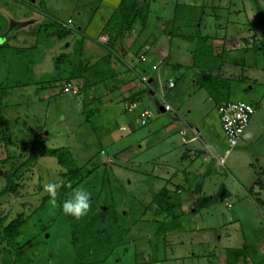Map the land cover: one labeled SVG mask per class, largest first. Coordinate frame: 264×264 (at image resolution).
Instances as JSON below:
<instances>
[{
  "label": "rangeland",
  "instance_id": "rangeland-1",
  "mask_svg": "<svg viewBox=\"0 0 264 264\" xmlns=\"http://www.w3.org/2000/svg\"><path fill=\"white\" fill-rule=\"evenodd\" d=\"M118 2L0 0V160L13 157L0 166V191L5 186L3 173L20 166L17 195L0 197V211L9 220L18 214L29 216L42 198L50 195L44 185L64 181L65 171L51 158H38L30 166L20 165L29 156L31 142L40 135L47 148H68L77 167H83L84 171L95 168L94 177L80 187L88 190L91 198L95 193L100 195V201L110 197L121 215L127 214L123 222L130 227L129 235L106 264H219L225 249L251 245L249 255L244 261L239 260V264H250L259 257L253 248L259 249L264 242V0H143L149 8L147 26L153 33V28L159 30L155 52L164 48L168 65H189L192 59L189 51L194 48L190 38L196 33L207 36L213 40L209 45L214 55L224 54L221 70L211 75L218 80H232L231 89L226 91L229 101L258 104L245 141L230 149L216 114L215 83L209 84L210 89H194L190 86L193 72L185 71L184 83L178 82L177 87L186 93L176 96L167 91L166 76L170 74L162 78L161 64L155 65L153 72L158 78L156 82H152L154 78L147 80L148 94L156 91L164 96L165 102L180 106L181 117L200 130L201 140L188 144V148L201 150L207 159L213 160L209 177L191 178L186 183L180 181V171L186 165L181 160L184 140L176 131L182 125L173 122L176 130L168 132L172 114L158 115L156 103L162 102L148 94L139 105L134 103L132 111H126L131 103H124V94L118 92L119 88L126 90L123 85L127 80V70L121 65L124 56L118 45L113 48L118 51L112 56L117 65L113 68L122 71L123 76L117 78L116 74L112 77L108 73L104 83L87 93L86 100L94 98V101L83 102L85 94L79 91L80 81L67 84V93L61 88L60 79L68 72L65 62L74 63L78 69L108 53L104 46L111 44L115 35L107 33L103 26ZM189 8H197L189 21L197 26L195 18L199 17L197 28L183 25L184 20H180ZM173 18L176 22L172 35L168 36L165 24ZM52 19L59 21L62 28L80 30L86 38L83 44H89L86 51L91 50V54L84 56L83 47L80 53L74 49L75 37L44 40L43 25ZM139 29L135 24L131 34L136 36ZM3 33L12 35L5 44ZM256 36L259 44L254 42ZM229 39L237 43L228 42ZM133 42L134 38H125L122 44L129 47ZM152 48L148 45L141 50L138 63L140 56L147 63ZM61 55L66 60L61 62L63 68L58 72L55 61ZM171 75L178 77L176 72ZM193 81L198 80L195 77ZM139 83L144 89V83L140 80ZM139 83L128 86L131 95L143 90ZM142 108L153 116L143 127L137 117ZM88 110L92 111L89 118ZM190 137L188 133L186 139ZM226 152L223 166L217 167L215 158ZM175 173L178 179L165 181ZM256 177L261 188L255 186L249 195ZM197 185L201 194L193 190ZM164 187L171 191L183 188L180 195L183 215L178 230L157 236L153 222L157 217L153 211H145V207ZM257 197L263 203L261 209L254 202ZM44 239L39 248L32 249L36 264H71L69 237L64 227L51 228Z\"/></svg>",
  "mask_w": 264,
  "mask_h": 264
},
{
  "label": "trees",
  "instance_id": "trees-1",
  "mask_svg": "<svg viewBox=\"0 0 264 264\" xmlns=\"http://www.w3.org/2000/svg\"><path fill=\"white\" fill-rule=\"evenodd\" d=\"M148 9L147 3L143 2V0H119L117 5L112 7L110 16L103 26V29L107 33L111 32L115 35L112 38L111 44L104 46L108 50V53L92 64L84 67L82 65L80 67L77 66L78 69H75L74 63L70 61L65 62L67 64L65 65V69L68 72L63 80L60 79L61 88L63 89L65 85L71 84L74 81H80L81 86L79 87V91L83 95L85 94L83 102L88 101L86 100V95L89 91L104 83L108 73L112 77L114 76L115 71H113V66L116 64L113 63L112 56L118 53L117 50L113 49L114 46L123 47L122 41L125 38H133L131 32L135 24L141 30L147 27ZM189 9L187 10V15L180 18V20H184V22L182 21L183 25L189 24L197 28L199 27V17H197L198 19L195 18V23H198L197 26L192 22L189 23L190 19L195 15L193 12H197V8ZM175 22L176 18H173V20L171 19V21L165 24L166 30L164 32L166 35H172L171 29ZM43 26L44 40L55 38L58 41H64L69 37H75L74 49L76 48L79 53L82 51V44L85 38L82 36L80 30H76L75 27L72 29L62 28V24L56 19H52ZM43 26L41 25V27ZM52 28L53 30H49ZM154 31L155 33L151 30L153 42L159 34L158 29L155 28ZM76 34H81V37H76ZM191 39L194 42V48L191 51V68L198 71L195 74L196 80H198L197 82L195 81L196 88L208 89L209 84L213 86L215 83V95H212L213 99L218 102V105L230 102L227 95L229 93L227 92L231 89L232 81L223 78L218 80L217 76L212 77L211 75V73H217L221 70L224 64V54H213L212 48L208 43L209 37L207 36L202 37L196 33ZM247 49L249 50L250 48ZM131 52L135 55L137 48L132 49ZM65 60L66 57L64 55L56 59V71H61L63 67L60 64ZM151 68L146 63H139L135 70L133 68V71L138 78L146 76L149 79L148 74ZM62 71L64 72V70ZM52 82L58 81L54 80ZM144 85L145 88L127 98L126 103H138L141 97L145 94L147 95L149 84ZM89 101H94V98ZM84 105L86 104L84 103ZM251 106L255 110L258 104ZM86 115L87 118L91 117L92 111H86ZM44 157L53 159L65 171L63 174V184L57 190L55 196L56 203L55 205L52 204V196H46L42 198L39 207L29 216L18 214L10 220L7 214H2L0 211V264H36L32 249L39 248L40 243L45 240L44 236L53 227H64L68 234L72 254L71 264H106L114 251L123 245L129 235L130 227L123 222L127 218V214L121 215L117 205L110 197L100 201V195L95 193L91 198L90 210L86 216L76 219L70 215H65L61 208V202L64 199L70 198L73 189L83 185L88 178L94 177L96 169L84 171L83 167H77L68 148H47L44 145L43 137L40 135L35 136L30 144V153L27 160L20 165L30 166L38 158ZM12 158L6 157L0 160V166L9 163ZM18 168H15L12 172L3 173L5 186L0 191V197L8 194L17 195V188L19 187L17 181L20 174ZM178 190L179 187L173 191L166 187L160 189L153 196L150 204L145 207V211H153L154 216L157 217L153 219V222L157 226L155 232L157 236L167 235L178 230L180 227L179 220L183 215V211L181 210L182 203L179 200ZM255 204L260 207L257 200H255ZM30 222L32 227H30ZM250 251L251 248L247 246L238 250L225 249L219 264H239V260L244 261ZM250 264H264V257L255 258Z\"/></svg>",
  "mask_w": 264,
  "mask_h": 264
},
{
  "label": "crops",
  "instance_id": "crops-1",
  "mask_svg": "<svg viewBox=\"0 0 264 264\" xmlns=\"http://www.w3.org/2000/svg\"><path fill=\"white\" fill-rule=\"evenodd\" d=\"M109 16H110V14H109ZM109 16H108V18H109ZM107 18V19H108ZM105 21H107V20H105ZM151 27H150V25H148L145 29H143V30H141V29H139L138 31H137V33H136V36H135V34L133 35L132 34V36H133V38H134V42H133V46H123V47H119L118 46V50L120 51V53L122 54V56H124V61L125 62H121L122 64L121 65H123L124 66V69L125 70H127V73H126V77H127V80H125V82L126 83H124V87H125V89L126 90H124L125 91V93H123L124 91L123 90H120V88L118 89V92H120V94L121 95H123L125 98H123V102L124 103H126L127 102V98H129L130 96H131V91L130 90H128L129 89V87L128 86H130V87H132L131 85H132V83H135L136 81L139 83V78L135 75V73H134V71H133V68H134V70H135V68H136V66L137 65H139V63H138V61H137V56H138V54L141 52V50L145 47V46H151V47H153L152 48V54L149 56V58L147 59V63H146V65L147 66H151V67H153V66H155V65H157V64H161L160 65V68H159V76H161L162 78H163V76H165V75H167V74H170L169 76H166V84H167V82H169V81H172L173 82V87L171 88V89H168L167 88V91H169L170 93H173V95L174 94H176V96H181V95H183L184 93H186V90H184V89H182V90H180L178 87H177V84H178V82H181L182 81V83H184V74H185V71H191L192 70V68H191V60H190V63H189V65L188 64H186V66H183V65H181V64H171V65H168L167 64V60H166V58H168V54L166 55V53L164 54V52L166 51L164 48H161V49H159V53H156L155 51H156V49L158 50V35H157V37L155 38V40H154V42L152 41V32H151ZM154 30H155V28H153ZM157 29V28H156ZM132 33H134V30L132 31ZM3 36L6 38L5 40H4V44L8 41V40H10V38L12 37V35L11 34H9V35H5V33H3ZM83 36V35H82ZM84 37V36H83ZM253 37V36H252ZM86 39V38H85ZM254 39V38H253ZM255 40L258 42V44H259V36H256V39H254V42H255ZM213 40H209L208 41V43L209 42H212ZM228 42H231V43H237V42H232L230 39L228 40ZM256 42V43H257ZM244 43V42H243ZM3 44V43H2ZM66 44H67V42H66ZM245 44H247L246 42H245ZM67 45H69V44H67ZM89 45V44H82V47H83V49H85L84 51H83V53L82 54H84V56L85 55H87V56H89L90 54H91V50H88V52L86 51L87 50V46ZM154 45V46H153ZM211 47V46H210ZM135 48H137V53L134 55V54H132V49H135ZM212 48V47H211ZM82 49V50H83ZM192 51V50H191ZM191 51H189V56L190 57H192L191 56ZM212 51H213V49H212ZM82 52V51H81ZM87 53V54H86ZM213 54H214V51H213ZM103 56V55H102ZM102 56H100V57H102ZM83 59H85L84 57H83ZM165 59V60H164ZM90 62H92V60H93V58L91 57L90 58ZM96 60V59H95ZM95 60H94V62H95ZM97 61V60H96ZM87 63V62H86ZM91 64V63H90ZM133 64V65H132ZM115 66H117V65H115ZM114 70H115V72H114V74H116L117 75V78L119 77V76H123V73H122V71H120V70H118L117 68H114ZM168 71H170V73L168 72ZM124 72H126V71H124ZM173 72H176L178 75V77H174V76H172L171 74L173 73ZM191 72H193V73H191L192 74V79L190 80V86H193L194 87V89L196 88V86H195V81H193V79L195 78L194 77V75L195 74H197L198 73V71L197 70H192ZM184 73V74H183ZM148 76H149V80L150 79H155V81H153L152 80V82H156V79L158 78L157 76H156V73L155 72H153V70H152V68H151V71H150V73L148 74ZM174 77V78H173ZM194 77V78H193ZM120 78V77H119ZM160 81V80H159ZM232 81V80H231ZM151 82V83H152ZM119 83H122V82H120L119 81ZM160 83V82H159ZM153 84H155V83H153ZM139 85V88L140 89H143V87H142V85H140V83L138 84ZM156 85V84H155ZM122 86V87H123ZM161 86V84H159V87ZM167 86V85H166ZM123 87V88H124ZM137 87V86H136ZM142 87V88H141ZM44 87H40L39 89H43ZM140 91V90H139ZM135 94V93H134ZM133 95V94H132ZM148 97H150V98H158L157 96H158V93H156V91L154 92V93H150V94H148L147 95ZM143 97H145V95L143 96ZM143 97H141V99L143 98ZM50 99V98H49ZM48 99V100H49ZM141 99H140V101H141ZM208 100H210V98H208ZM139 101V102H140ZM137 103L138 105L140 104V103ZM167 103V102H166ZM167 104H169V103H167ZM170 106H171V108L173 109V112H170L171 114H172V118H171V120H172V125H170L169 127H168V132H172V131H175L176 130V125H174L173 124V122L174 123H178V124H180V125H182V127H180L178 130H176L177 131V133H178V135L181 137V139H183L184 141H181V143L185 146V149H184V153H183V155H182V157H181V160H182V163H186V165L185 166H183V168L181 169V171H180V174H181V178H180V181L181 182H184V183H186V182H188L191 178L192 179H195V178H200V177H209L210 176V174H211V172H210V165H211V163H212V161L213 160H210V159H207V157L205 156V153H202L201 152V150H193V149H191V148H188V144H190V143H193V142H195V141H197V140H201V137H200V130H198V129H196V128H193L192 126H190L189 124H188V122L185 120V118H182L181 117V115H180V112H179V108H180V106H177V104H175V105H173V104H169ZM141 106V105H140ZM217 107V106H216ZM156 108H157V113H158V115H163V114H166L165 112H163V110H162V104L160 105V103H156ZM143 110H147V109H145V108H142L141 109V111H143ZM134 111H136V110H134ZM141 111H139V113L141 112ZM256 111V110H255ZM254 111V112H255ZM138 113V114H139ZM138 114H137V117H138ZM216 114H217V112H216ZM251 120H252V118H251ZM250 123V122H249ZM254 123V122H253ZM249 125V124H248ZM221 128V127H220ZM248 128H249V126H248ZM248 128L245 130V132H244V134H243V136L241 137V140H240V142L241 141H245V139H246V136H248ZM181 133H185V135L183 136V135H181ZM188 133H190L191 134V137H190V139L188 140V139H186V137H187V135H188ZM247 133V134H246ZM185 139H186V141H185ZM217 159L218 158H215V160H216V166L217 167H219L218 165H217ZM187 160V161H186ZM171 178L172 179H178V176H177V174L175 173L174 175H171L170 176V178H168V179H166L165 181L166 182H170V180H171ZM177 186H179V185H177ZM198 186V187H197ZM196 187H195V189H193L194 190V192H200V194H201V190H200V188H199V185H197ZM255 186H257V187H259V188H261V185H259V177H256V181L254 182V184H253V186H252V188L249 190V192H248V194L249 195H251L252 193H253V188L255 187ZM258 188V189H259ZM182 187L181 188H179V190H178V196H179V200H180V202L182 203V201H183V199H181V197H180V195H182L183 193H182ZM193 190H192V192H193ZM226 194V192H224L223 194H222V196H224ZM257 195L259 194V192L258 193H256ZM188 197H190V195L188 196ZM255 200H257L258 202H259V205H260V207H262V205H263V203H262V201L259 199V197H257L256 199H254V202H255ZM259 207V208H260ZM261 209V208H260ZM183 211V210H182ZM245 246H247V247H252L251 245H244L243 247H245ZM227 249H232V248H227ZM239 249H241V248H239ZM253 249H255V251H256V254L257 253H259V255L257 254V256H259L258 258H261L262 257V255H264V242H263V244H261L260 246H259V249L257 248V247H254ZM233 250H238V249H233ZM252 250V249H251ZM260 251H261V254H260ZM262 251H263V253H262Z\"/></svg>",
  "mask_w": 264,
  "mask_h": 264
},
{
  "label": "built area",
  "instance_id": "built-area-1",
  "mask_svg": "<svg viewBox=\"0 0 264 264\" xmlns=\"http://www.w3.org/2000/svg\"><path fill=\"white\" fill-rule=\"evenodd\" d=\"M141 63H144L146 59L143 56H140ZM152 70H156V66L152 67ZM140 82L146 84L147 77L141 76L139 78ZM173 87V82L169 81L167 88L171 89ZM63 92H69L68 87L65 85L63 87ZM162 102V110L165 113L173 112V109L169 104L164 101V96H157ZM135 108V104L131 103L126 107V111L130 112ZM217 115L219 118L221 130L225 139L227 146L230 149L235 148L241 137L243 136L245 130L248 127L251 117L254 114V108L248 103L244 102H227L221 103L216 107ZM153 118L152 114L148 110H143L138 114V121L140 126H145ZM185 135V133H181ZM226 152L222 157L217 159V165L219 167L223 166L224 160L227 156Z\"/></svg>",
  "mask_w": 264,
  "mask_h": 264
},
{
  "label": "clouds",
  "instance_id": "clouds-1",
  "mask_svg": "<svg viewBox=\"0 0 264 264\" xmlns=\"http://www.w3.org/2000/svg\"><path fill=\"white\" fill-rule=\"evenodd\" d=\"M61 183H49L44 185V189L53 197L52 204L55 205V196L57 190L62 186ZM91 206V193L83 187H77L72 190L70 198L61 202V208L65 215H70L76 219L86 216Z\"/></svg>",
  "mask_w": 264,
  "mask_h": 264
}]
</instances>
